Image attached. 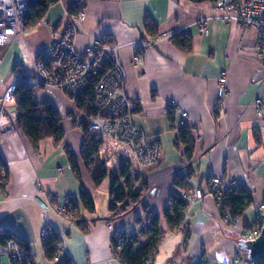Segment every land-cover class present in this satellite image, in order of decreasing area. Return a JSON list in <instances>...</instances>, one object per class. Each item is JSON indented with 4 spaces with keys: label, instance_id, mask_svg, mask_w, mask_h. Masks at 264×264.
<instances>
[{
    "label": "crops",
    "instance_id": "crops-1",
    "mask_svg": "<svg viewBox=\"0 0 264 264\" xmlns=\"http://www.w3.org/2000/svg\"><path fill=\"white\" fill-rule=\"evenodd\" d=\"M231 1L80 0L82 17L71 15L74 49L82 52L99 41L112 50L122 66L126 93L137 103L132 122L147 140L159 143L160 155L156 164L140 169L134 183L135 189L145 184L140 202L111 217L108 180L96 186L81 163L77 176L68 162L67 150L80 154L82 111L61 90L36 86L34 98L50 103L60 116L62 139L48 137L34 145L17 126L0 139L6 168L0 184V230L25 241L34 264H54L39 238L45 219L65 235V249L76 263L120 264L110 253L108 226L131 231L142 205L160 212L172 190L182 194L191 188L200 189L202 196L188 202L186 239L178 230L169 231L161 219L165 235L152 264L162 247L161 264H231L238 252L245 255L237 246L240 229L253 220L264 199V125L254 106L264 98V58L256 51L255 30L230 24L224 19L226 12L217 10ZM73 2L57 0L38 23L23 27L0 46V100L18 78L19 68L34 71L37 51L51 42L52 32L65 26ZM201 18L206 19L203 32ZM175 33L190 37L188 50L174 44ZM222 76L225 82L220 84ZM219 86L225 88L222 96ZM181 125H187L192 140L190 158L178 140ZM176 173L190 174L185 189L172 185ZM213 178L221 188L243 184L250 193L251 201L234 228L222 223L209 193ZM82 190L93 198V211L79 201ZM51 192L60 199L76 198L71 218L40 208L38 201Z\"/></svg>",
    "mask_w": 264,
    "mask_h": 264
},
{
    "label": "built area",
    "instance_id": "built-area-1",
    "mask_svg": "<svg viewBox=\"0 0 264 264\" xmlns=\"http://www.w3.org/2000/svg\"><path fill=\"white\" fill-rule=\"evenodd\" d=\"M26 2L27 0H0V46H4L22 32ZM72 4L78 8V11L69 14L65 26L59 31L52 32L51 42L37 51L34 58V71L29 74L19 68L17 72L28 74L29 80L36 86L61 90L70 98L83 93L88 80L94 75H99L93 90L92 113L89 115L83 112L88 132L102 141L100 149L113 147L121 151L131 162L132 168L139 170L153 166L158 161L160 145L157 141L147 140L143 131L132 122V113L137 103L126 93L124 73L116 55L107 46L101 45L99 41H95L92 46L82 52L76 51L73 47L75 28L72 16L81 18L83 13L80 0H74ZM217 10L226 12L224 19L230 24L255 30L256 51L259 56L264 57V0H234L220 5ZM205 20V18L200 19L199 30L201 32L205 31ZM109 59L112 65L107 67ZM16 80L6 88L0 100V139L4 133L16 127V114L7 107V103L13 101ZM224 82L225 78L222 76L219 83ZM224 92L225 88L219 86L218 94L222 96ZM254 106L264 125V98L256 100ZM183 115L186 113L184 112ZM5 179L6 168L0 163V184ZM218 183L219 179L213 178L209 190L217 205L222 189ZM201 196L200 189L191 188L182 192V197L187 202ZM75 202V197L66 196L60 199L57 194L51 192L45 201L39 200L38 204L44 212L53 210L57 215L71 218ZM221 221L229 227H236L235 223H230L228 214L221 217ZM263 223L264 199L257 205L253 220L243 222L240 229L241 238L254 239ZM182 226L178 232H182ZM108 227L111 229V240H115L114 247L110 244V253L114 257L112 250L122 248V239L118 230L112 229L111 226ZM53 231L52 226L45 219L39 232V238L44 240ZM58 235L57 254L52 257V262L54 264H79L73 261L65 249V235L59 233ZM155 253L156 251L142 264H152ZM0 264H34V262L18 239L9 237L0 240ZM231 264L251 263L246 254L237 253L233 256Z\"/></svg>",
    "mask_w": 264,
    "mask_h": 264
},
{
    "label": "trees",
    "instance_id": "trees-1",
    "mask_svg": "<svg viewBox=\"0 0 264 264\" xmlns=\"http://www.w3.org/2000/svg\"><path fill=\"white\" fill-rule=\"evenodd\" d=\"M55 2L57 0H27L23 27H31L38 23L48 6ZM77 11L78 8L73 4L68 9L70 14H74ZM172 38L177 47L184 50L189 49V36L175 33L172 35ZM111 65L112 61L109 59L107 67ZM18 75L12 102L13 111L16 114V126L34 145L48 137L52 138L55 142H59L64 135V130L60 125L61 119L58 112L47 101H37L34 98L33 92L36 85L29 80L28 74ZM98 78L99 75L92 76L88 80L83 93L71 98L78 109L82 111V114L84 111L89 115L92 113L93 90ZM81 126L83 140L79 157H76L70 150H67L70 168L79 176V164L81 163L96 186L107 179L109 182L107 210L111 217L120 216L140 202L145 184L141 182L138 189L134 187V183L139 180L140 169L136 170L132 168V165L130 168V164L129 166H125L122 163L117 173H108L107 167L104 166L99 157L102 141L88 132L86 120L82 121ZM178 140L186 145L185 156L186 158H190L193 146L187 125L179 127ZM0 163H2L1 157ZM189 177V173H176L172 180V185L180 190L185 189L188 186ZM79 201L86 210H94L93 198L87 191H80ZM250 201V193L243 184H229L223 187L219 194V215L220 217H224V215L228 214L230 223H234L242 215L244 208ZM75 207L76 202L73 205V211ZM187 207L188 202L184 200L181 193L175 190L169 193L167 202L160 212L149 209L147 205H142V214L134 217L136 228L131 231L115 229L119 231L123 246L120 250H112L114 257L121 264H142L147 257L157 250L163 240L165 231L160 225L161 219L165 221L167 229L172 232L178 230L183 225L182 233H184V239H186L188 226L187 222L183 221L185 220ZM9 237H15V235L3 229L0 233V240ZM58 239V233L53 231L43 240L45 254L50 259L57 254ZM18 241L27 249L29 254L27 243L20 239ZM114 241V239L111 240V247H114Z\"/></svg>",
    "mask_w": 264,
    "mask_h": 264
},
{
    "label": "rangeland",
    "instance_id": "rangeland-1",
    "mask_svg": "<svg viewBox=\"0 0 264 264\" xmlns=\"http://www.w3.org/2000/svg\"><path fill=\"white\" fill-rule=\"evenodd\" d=\"M243 28L244 29H250V27H243ZM260 57L264 58L262 56H260ZM1 89H2V87L0 86V92H1ZM12 102L7 103V107L10 111H13V106L11 107V105H10V103H12ZM99 157L101 158L104 166L107 167L108 173H112V172L117 173L119 171V167L121 166L122 163H124L125 166H129V164H130V168H131V163H129L130 161L125 157V155L121 151L115 150V148H113V147L112 148L106 147V148L100 149ZM164 253H165V250L162 247L159 250V252L157 253L158 256L155 258L154 264H161L162 263V261H163L162 257H164Z\"/></svg>",
    "mask_w": 264,
    "mask_h": 264
},
{
    "label": "water",
    "instance_id": "water-1",
    "mask_svg": "<svg viewBox=\"0 0 264 264\" xmlns=\"http://www.w3.org/2000/svg\"><path fill=\"white\" fill-rule=\"evenodd\" d=\"M237 243L239 251L246 254L251 264H264V223L254 239H239Z\"/></svg>",
    "mask_w": 264,
    "mask_h": 264
},
{
    "label": "flooded vegetation",
    "instance_id": "flooded-vegetation-1",
    "mask_svg": "<svg viewBox=\"0 0 264 264\" xmlns=\"http://www.w3.org/2000/svg\"><path fill=\"white\" fill-rule=\"evenodd\" d=\"M238 253H240V252H238Z\"/></svg>",
    "mask_w": 264,
    "mask_h": 264
}]
</instances>
